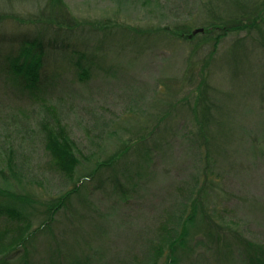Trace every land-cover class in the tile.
Listing matches in <instances>:
<instances>
[{
	"label": "rangeland",
	"instance_id": "rangeland-1",
	"mask_svg": "<svg viewBox=\"0 0 264 264\" xmlns=\"http://www.w3.org/2000/svg\"><path fill=\"white\" fill-rule=\"evenodd\" d=\"M119 1L121 0H63L65 9H67V23L75 21L77 26L91 24L96 29L104 31L101 32L107 35L108 41H116L117 44L130 42L135 45L128 48L126 56L123 51L119 52V56L115 50L116 55L111 53L109 60L106 59L98 64L96 63L97 58L105 54L101 48L97 51V48L83 45L79 38L74 37L75 39L72 40L73 50L80 55H82L81 52H84L82 61L86 66V77L80 75L81 70L77 68L75 62L66 61L64 65L62 64L64 68L58 67L57 70L47 64L40 70V80L36 88H27V83L20 85L15 79L9 78L13 74H10L8 64L11 62V58L19 55V45L18 48L15 46L7 48L5 55L2 53L0 55V206L4 209L19 211L24 215L21 220L25 222L19 227H16L18 225L11 227V222L15 219L8 217L7 213L2 214L0 258L24 240L26 235L24 227H27V222L31 224L32 228L40 227L48 209L46 204L49 202L58 206L60 199L73 192L76 184L84 177L92 175L98 164L104 163L106 159L115 155H124L125 151L123 160L132 159L136 155L143 157L148 148L140 153L135 148L136 144L140 142V138H137L139 132L141 129L146 131L149 128L151 130L155 126L156 119L162 114L169 117L168 125L176 126L177 123L173 118H177L176 114H181L178 116V120L184 121L185 128L186 125L193 126L194 124L198 127L199 125L195 122L197 116L192 114L191 107L185 109L182 107L183 104L177 106L180 102L179 95L185 97L190 95L189 104H191L194 101L192 99L202 95L206 84L213 99L222 100L226 106V110H224L226 116L229 114V110H234L233 107L239 105L238 109L243 112L240 119L242 117L243 127L248 131L254 128L253 124L258 121L259 112L261 113L264 109V102L261 99L263 76L256 74L252 76L251 61L245 59L239 67L235 68L236 72L232 64L227 65L221 62L227 56V47L232 42L231 38H227L220 44L219 50L214 56L215 64L212 60L207 71L204 67L205 61L200 65L199 74H202L200 76L202 80H198L196 85H189L187 79L190 70L187 68L189 62L186 60L192 51V46L179 38L176 28L167 33L165 30L162 33L151 32V28L154 26H166L173 22L182 23L187 20L190 22L197 18L201 25L205 20L212 19L215 14L220 16L227 10L234 11L235 9L229 5L231 0H225L226 3L228 2L227 5L224 1L227 7L222 4L223 7H217V9L211 8L209 2L204 0L200 1H203L204 4L199 8L196 6L200 2H196V0H122L126 2L127 8L124 14L117 15L114 8ZM255 1L258 4L259 0H253L250 4L254 5ZM53 3L56 5L55 2ZM246 3L247 0H240L242 6H239L245 8L247 7ZM33 6L32 0H24L22 4H16L17 8L21 7L22 12L18 13L22 15L31 13ZM247 9L249 11V8ZM253 9H250L249 12H254ZM14 24L13 20L10 23L12 28L3 29L0 32V43L4 42L3 38L8 42L13 41ZM249 37L250 41L255 44L262 43L264 27L253 28ZM148 41L151 47L146 46ZM259 44H256L258 50L255 55L262 56L260 52L262 47ZM69 45L71 46V42ZM103 50L106 51L107 48L105 47ZM136 52L139 53L141 59L134 60L131 57L132 53ZM55 53L56 55L60 54L59 51H55ZM8 57H11L10 61H8ZM31 57L35 59L34 56ZM73 57L75 60L79 59L77 54ZM262 57L264 61V56ZM147 60V64L144 63ZM168 66L174 67V69H169ZM111 68L123 69L125 73L123 77L126 78L111 77ZM166 76L171 79L168 82L170 81L172 84L173 92L164 90L165 87L162 86V79ZM86 79L88 81L85 84ZM89 83L92 84L89 86ZM94 84L101 87L99 92L93 89L95 88ZM87 86L90 87L91 93L87 92ZM178 92L181 94H177ZM69 93L76 96H69ZM147 107L153 109L150 111ZM145 110L149 112L142 116L141 114ZM247 110H252L250 115L247 114ZM219 116L223 117L221 114ZM178 120L177 122H179ZM131 124H135V126ZM233 125L237 127H233L231 131L226 128L225 133L229 131L232 139L237 137L239 139V135L245 131H240L238 124ZM57 126L65 127L69 133L67 140L71 144H76L74 150L78 154L81 164L74 168V178H67L66 175H72L70 173L62 175L58 171V163L54 161V157L50 156L47 150L46 131ZM248 138L245 139L248 140ZM224 142L226 141L224 140ZM263 143L264 137L263 141L258 144L259 146L252 149L251 146L247 147L246 152L243 151L242 154L232 151V165L237 166L236 170L244 169L242 173L235 172V170L232 172L229 165L230 160L222 158L223 154L212 151L209 152V156L211 168L217 172L220 167L222 169L223 173L218 180L221 182L220 187L228 189L229 193L235 194L245 201L240 203L242 201L236 199L228 204L227 208H222L218 203V209L221 207L223 209L221 210L223 212L225 210L227 215H221L220 211V215L217 214V216L226 219L227 225L240 223L238 228L243 232V236L264 244ZM181 147L177 146L172 150L170 152L172 154H169L167 159L162 155V157L154 156L152 159V156L148 155L149 152L147 153L146 156L151 158L150 165H148L149 170L147 174L138 175L137 182L144 184L146 180L155 178L153 183L147 185L145 193H150L151 196L158 195L155 200L151 199L155 201L158 211L143 212L144 214H141L140 211H128L126 215L127 217L129 215V218L126 220L128 223L133 221L136 226L132 225L131 229L127 230L125 239L118 243L111 242V239L107 242L110 248L119 250L130 243L129 237L137 234L139 241L134 248H140L132 254L134 258H130L131 264H147L152 260L155 264H163L166 249L172 245L174 240L181 237L180 230L185 222L187 206L194 195H199L198 189L200 190L199 185L203 179L199 174V167L201 169L199 162L202 156H199V152L196 153L187 143H181ZM185 149L187 151H184ZM243 150L245 149L243 148ZM171 155L173 158L170 157ZM249 164L252 167H248ZM169 166L173 167L175 171L171 172V176L168 177L165 170ZM14 167L18 178L13 175ZM60 167L63 168L62 165ZM211 168L210 170H212ZM173 186L179 190L169 189ZM160 194H162V198H160ZM81 196L84 197L85 193H75L70 202L68 199L73 213H68L65 207L64 214L59 218L60 221L55 223L54 229L51 230L53 236L47 234L34 242L32 247L24 246L19 255L11 260L12 264H22L27 261L30 264L31 260L47 256L49 242L54 238V245L59 244L64 247L69 243L80 241L81 236L78 233L69 237V229L66 224L73 223L72 219L78 218L79 208L84 207L83 202L85 201ZM211 196L215 197L216 192H213ZM90 200L93 201L94 198H90ZM117 200H121V197L106 199L103 208ZM21 201L25 203L22 207L18 205V202ZM248 202L249 204L246 205ZM256 204L258 206L255 207ZM229 212L233 213L234 220L228 219ZM74 223L72 228H75L76 232L79 229H76L77 226ZM142 226L145 227L144 230ZM195 235L193 230L191 239ZM153 246L157 247L155 259L152 254ZM212 258L213 260H209V263L215 261V255H212ZM227 259L228 264H236L230 256ZM205 261L207 262V260Z\"/></svg>",
	"mask_w": 264,
	"mask_h": 264
},
{
	"label": "trees",
	"instance_id": "trees-1",
	"mask_svg": "<svg viewBox=\"0 0 264 264\" xmlns=\"http://www.w3.org/2000/svg\"><path fill=\"white\" fill-rule=\"evenodd\" d=\"M23 1L24 0H0V32L3 29L9 30L12 28L10 23L11 21L13 22V20L15 21V27L13 26L15 30H12V34L14 33L15 35L14 39L8 42L3 38L4 42L0 43V55L1 53L5 55V50L7 48L10 49L19 45V48L17 47L19 55L16 57L14 56V58L10 57L12 60L8 64V70L15 78L13 76L9 78L15 79L20 85L22 83H27V88H36L40 80V70L47 64L54 70H57L58 67L63 69L64 67H62V64L64 65L66 61L75 62L78 66L77 68L81 70L80 75L86 77V66L83 65L82 61L84 60V52H81L82 56L73 50L74 46L72 45V40L75 39L74 37L77 39L79 38L83 45H91L95 49L97 48V51L101 48L105 54L97 58L96 63L98 64L106 59L109 60L111 53L116 55L114 53L115 50L118 53L123 51L126 56L128 48L135 46L130 44V42L117 44L116 41H108L106 38L107 35L102 33L104 31L99 28L96 29L94 25L77 26L75 21L67 23V9H65L63 0H32L34 6L31 13L22 15L18 13L22 12L21 7H19L20 9L17 8L16 4H22ZM197 1L200 2L201 0H196V2ZM204 1L209 2V6L213 9L223 7L222 4L224 6L228 4L225 0ZM252 1L253 0H247L245 4L247 7L241 8L239 6L241 5L240 0H231V4L229 5L235 9L234 11L229 12L227 10L221 13L220 16L215 14V16H212V19L205 20L201 25H199L200 20L197 18L190 22H187V20L182 23L173 22L166 26H154L151 28V32L162 33L163 30H165V33H167L169 30L176 28L177 32H179V38L192 46V51L186 60L189 62L186 63L188 65L187 68L190 70V75L187 79L189 85H196L198 80H202V78H200L202 74H199L200 65L205 61L204 67H206L207 71L208 66H211L212 60L215 64L216 59L214 56L217 54L220 44L226 41L227 38H231L232 42L227 47V58H223L221 62L227 65L232 64L235 69L239 67L245 59L250 60L252 76H255V74L263 76V81H261V83H263L261 84L263 87L261 88L263 89L261 99L264 102V61L262 57L264 56V41L260 44L256 43L262 47L260 48L262 56L255 55L258 47L253 41H250L251 39L249 37L253 28L258 26L264 27V0H259L262 5L259 1L258 4H256L255 1L253 3L254 5H252L250 4ZM53 2H55L56 5H54ZM202 4H204L203 1L198 3L196 7L199 8ZM126 8V2L121 0L115 5L114 11H116L115 13L117 15L120 13L124 14ZM247 8H249V11L254 8V12H249ZM257 8L259 9L257 10ZM45 20H47L48 23L45 22ZM197 29H204V32L194 35ZM69 42H71V46ZM149 43V41L146 42V46L151 47ZM105 47L107 48L106 51L103 50ZM55 51H59L60 54L56 55ZM76 54L79 55V59L75 60L73 56ZM31 56H34L35 59ZM131 57L134 58V60L141 59V56L139 58L138 52L135 54L132 53ZM10 58L8 57V61H10ZM147 62L148 60L144 61L146 64ZM169 66V69H174V67ZM256 69L259 71H255ZM111 70L110 75L114 78L123 77L125 74L123 69L111 68ZM236 70L237 69H235V72ZM178 79H180V77H178ZM168 80H171L169 76L163 78L162 86L165 87L164 90L173 92L172 84L170 81L168 82ZM87 81L88 79H86L84 83L86 84ZM91 84L89 83V86ZM94 86L95 88L93 89L99 92L101 87L99 85L96 86V84H94ZM89 88L90 87L87 86L88 93L90 92ZM259 88L260 85L258 86V89ZM202 92L201 96L192 99L194 101L191 100V104H189L190 95L186 97L179 95L180 98L178 100L180 102L179 105H177L180 106L183 104L182 107L185 109L191 107L192 114H195V117L197 116L195 122L199 125L198 127L193 123V126L186 125L185 128L183 124L184 121L178 120V116L181 114H176L177 118H173L175 123H177L176 126L168 125L169 117L167 118L164 114L159 116L156 119L155 126H153L151 130L149 128H147L148 130L146 131L141 129L137 137L140 138V142L135 146L136 150H138L137 152H144L148 148L144 152L143 157H137L136 155V157L132 159L127 158L123 160L126 154L125 151L124 155H115L112 158L106 159L104 163L98 164L92 175L84 177V182V179L79 181L73 192L63 199H60L58 206L49 202L46 204L48 209L40 227L32 228L31 224L26 220L28 224L27 227H24V230H26L24 232L26 233L24 240L2 255L0 264H12L11 260L19 255L24 249V246L32 247L34 242L42 239V237L47 234L53 236L51 230L54 229V226L60 221L59 218L64 214L65 207L68 213H73L69 202L75 193H85L84 197H82L83 195L81 196L82 200L85 201L83 202L84 207L79 208V213H77L79 215H77L78 218L76 220V217L72 219V222H75L74 225L77 226L76 229L79 230L75 232V228H72L74 227L73 223H68L66 226L69 229V237H73L78 233L79 236H81L80 241L77 240L64 247L59 244L54 245L53 240L55 238L53 237L54 239L49 242V253L47 256H42L41 258H37V260H31L30 264H131L130 258H134L132 254L136 253L140 248H134L139 241L137 234L129 237L130 243L119 250L110 248L107 242L111 239V242L118 243L120 240L125 239L127 235L126 232L129 228L131 229L132 225L136 226V223L134 224L133 221H129L128 223L126 220V218H129V215L128 217L126 215L128 211H140L141 214H144L143 212L149 213L150 211H158L155 207V201L151 200H155L158 195L151 196L150 193H145L147 190L146 187H148L147 185L153 183L155 178L148 179L142 184V182H137V177L141 173L147 174L151 156L152 159L154 156H163V158L167 159L168 155L172 154L170 153L172 150L177 148V146L181 147V143H187L196 153L199 152V156H202L199 162V166H201V169L199 167V174L203 179L199 185V195H194L190 204L187 206L188 208L184 219L185 222L180 230L181 237L174 240L171 246H168V249L165 251L163 264H228V256H230L236 264H264V244L260 242L257 243L243 236V232L238 228L239 225H241L240 223L236 222L235 224L227 225V223H225L226 219L222 218V216H217V214L220 215V211L221 215L226 214L225 210L224 212L222 211V208H227L226 206L234 202V200L237 199L242 201L240 203L245 201L235 194L229 193L228 189H222L220 187L221 182L218 180H220L219 176L223 173L221 172L222 169L220 167L217 172L214 168H211L209 156V152L211 153L212 151L223 154L224 157L222 158L230 160L229 165L232 172L233 170L238 173L244 172V169H239V171L236 170L237 166L235 164L232 165L231 153L232 151H237L242 154L243 151L246 152L247 147L251 146L252 149L253 147L259 146L258 144L263 141L264 109L261 113L259 112L258 121L253 124L255 129L252 128L251 131H248L243 127L242 117L240 119V115L243 114V112L238 109L239 105L234 106V110H229V114L226 116V112H224L226 106H224L222 100L213 99L206 84ZM177 94L181 93L178 92ZM191 95L193 96V94ZM69 96L75 97L76 95L69 93ZM147 108L149 109V107ZM152 109L153 108L150 107L149 110L151 111ZM146 112L149 111L145 110L141 115L143 116ZM250 112H252V110H247V114L250 115ZM220 114L223 115V117L219 116ZM165 118L167 119L165 120ZM177 120L180 123L177 122ZM161 121H163L162 124H160ZM233 124H238L239 130L245 131L239 135L240 140L238 137L232 139V136L228 133L229 131L225 133L226 128L231 131L233 127H237ZM131 125L135 126V124ZM246 137L250 139L248 138L247 140L245 139ZM68 138L69 133L65 127L57 126L56 128L53 127L49 131H46L45 142L50 156L52 155L54 161L58 163V171L62 175L66 173L72 174L70 176L66 175L67 178H70L74 175V168L78 167L81 162L79 161V156H77L78 154L74 150L76 144L69 143L70 141L67 140ZM223 139L226 142H224ZM243 148L245 150H243ZM248 150L250 151V149ZM263 150L264 147L262 151ZM184 151L187 150L185 149ZM147 153L150 157L146 156ZM170 157L173 158L172 155ZM60 165H62L63 168H61ZM248 167H252V165L249 164ZM248 167L247 169H250ZM210 168L212 170H210ZM15 170L16 168L13 169V175L18 178L19 176ZM165 171L169 177L171 176V172L175 171V169L169 166ZM10 176L12 177L11 173ZM196 177L198 178V175ZM169 189H175V191L179 190L176 186L170 187ZM213 192H216L215 197L211 196ZM117 196H120L121 200L114 201L112 204L107 205V207L104 206L105 208H103L106 199L117 198ZM161 196L162 194H160V198H162ZM90 198H94V200L91 201ZM157 201L160 202L159 199H157ZM218 203L222 208L220 207V209H218ZM24 204L23 201L18 202V205L21 207L24 206ZM248 204L249 202L246 205ZM254 206L256 207L258 205L256 204ZM3 213H7L8 217L10 216L15 219L12 220L11 227L12 225H18L16 227H19L22 223H25L21 220V217L24 215L19 211L4 209L0 206V220ZM229 213L230 216L228 219L234 220L233 213ZM26 217L28 216L26 215ZM142 227L144 230L145 227ZM193 230L196 235L191 239ZM111 236H113V238H111ZM191 242L193 243L190 244ZM155 250H157V247L155 248L153 246L152 254L154 255V259L156 257ZM190 255H192V257H190ZM212 255H215V261L209 263V260H213ZM205 260H207V262ZM22 264H28V261ZM147 264H155V262L152 260L151 263L148 261Z\"/></svg>",
	"mask_w": 264,
	"mask_h": 264
},
{
	"label": "water",
	"instance_id": "water-1",
	"mask_svg": "<svg viewBox=\"0 0 264 264\" xmlns=\"http://www.w3.org/2000/svg\"><path fill=\"white\" fill-rule=\"evenodd\" d=\"M202 32H204V29H197V30H195L194 35H195L196 33H202Z\"/></svg>",
	"mask_w": 264,
	"mask_h": 264
}]
</instances>
